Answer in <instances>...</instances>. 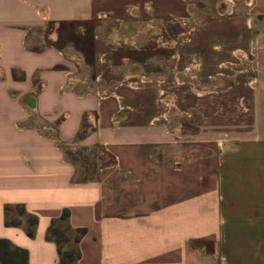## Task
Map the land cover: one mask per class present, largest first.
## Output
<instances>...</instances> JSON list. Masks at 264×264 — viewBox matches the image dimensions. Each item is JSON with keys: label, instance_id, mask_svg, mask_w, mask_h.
<instances>
[{"label": "crops", "instance_id": "0c3cea01", "mask_svg": "<svg viewBox=\"0 0 264 264\" xmlns=\"http://www.w3.org/2000/svg\"><path fill=\"white\" fill-rule=\"evenodd\" d=\"M90 22L195 26L156 64L96 33L89 65L59 43ZM65 212L75 264H264V0H0V239L58 264Z\"/></svg>", "mask_w": 264, "mask_h": 264}, {"label": "rangeland", "instance_id": "374dc122", "mask_svg": "<svg viewBox=\"0 0 264 264\" xmlns=\"http://www.w3.org/2000/svg\"><path fill=\"white\" fill-rule=\"evenodd\" d=\"M131 24H114V23H107V24H101V23H89V24H83L80 26H75L74 29H61L60 32L62 33L63 42L60 43V45L67 44L70 47L78 48V46H82L83 43L85 46L92 45V40L94 39L96 33H99L102 36L107 37L108 40L112 42V45L114 48H121L124 45H127L128 49H133L134 52V58L136 60H140L142 55L141 53H144L142 51L148 49L150 56L153 57L151 61H149V64H152L153 62L159 63V61H162L163 58L169 59L173 52V46H174V40L179 39L178 35L181 37H184L191 29L194 28L195 24L193 23H163L160 25V27L163 29V34L160 37H151L147 35H140L138 38L134 40V44H124L123 40L125 38H128L131 34L132 28ZM56 27L53 25H48L46 28H44L40 33L41 36L44 34L47 35L52 31H55ZM76 34L71 35V31H75ZM67 34L64 36V34ZM133 41V40H131ZM71 47V48H72ZM68 51V50H67ZM72 50L69 49V53ZM133 53V52H132ZM103 157L107 158V155L96 151H72L70 150V158L74 161H78L81 163V161H89L93 158ZM70 247V244L67 245L65 248Z\"/></svg>", "mask_w": 264, "mask_h": 264}, {"label": "trees", "instance_id": "16d2710c", "mask_svg": "<svg viewBox=\"0 0 264 264\" xmlns=\"http://www.w3.org/2000/svg\"><path fill=\"white\" fill-rule=\"evenodd\" d=\"M91 23V22H90ZM83 24L89 23H78V24H69L67 27L62 29H74L75 26H80ZM75 31H71V35L76 34ZM67 34L65 33L64 36ZM60 43L63 42L62 33L60 32ZM59 43V44H60ZM85 57L87 64L92 63V45L88 47L84 45L78 46L77 48ZM21 212H24V209L21 208ZM69 218V213L65 212L61 218V224L57 225L53 223L49 229V237L54 239L59 247L60 259L58 264H75L81 257L78 244L81 238L86 234V229H77L72 230V227L67 222ZM9 224H17L16 222H6ZM37 225V219L31 217L30 226L28 229V235L33 236L35 226ZM65 244H70V247H64ZM65 245V246H67ZM0 264H28V251L19 247L13 246L10 241L5 239H0Z\"/></svg>", "mask_w": 264, "mask_h": 264}, {"label": "built area", "instance_id": "2783aa9c", "mask_svg": "<svg viewBox=\"0 0 264 264\" xmlns=\"http://www.w3.org/2000/svg\"><path fill=\"white\" fill-rule=\"evenodd\" d=\"M183 23H187V22H183Z\"/></svg>", "mask_w": 264, "mask_h": 264}]
</instances>
